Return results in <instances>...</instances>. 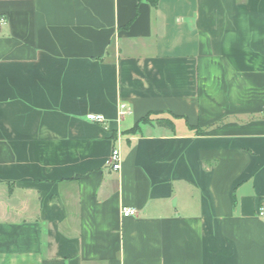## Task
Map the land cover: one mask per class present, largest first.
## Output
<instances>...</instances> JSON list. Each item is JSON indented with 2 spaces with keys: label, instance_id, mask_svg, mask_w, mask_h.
Wrapping results in <instances>:
<instances>
[{
  "label": "crops",
  "instance_id": "crops-1",
  "mask_svg": "<svg viewBox=\"0 0 264 264\" xmlns=\"http://www.w3.org/2000/svg\"><path fill=\"white\" fill-rule=\"evenodd\" d=\"M261 208L264 0H0V264H264Z\"/></svg>",
  "mask_w": 264,
  "mask_h": 264
},
{
  "label": "built area",
  "instance_id": "built-area-1",
  "mask_svg": "<svg viewBox=\"0 0 264 264\" xmlns=\"http://www.w3.org/2000/svg\"><path fill=\"white\" fill-rule=\"evenodd\" d=\"M130 110L127 109V105L125 103L121 104L120 106V114L124 115L126 113H129ZM87 119L92 122L96 123H104L106 121V118L103 114L98 113H90L87 115ZM109 164L112 166L113 169H119L120 168V161H119V150L113 149ZM121 213L123 217H130L137 214V210L134 207L124 205L121 208ZM264 210L263 208L260 209V214H263Z\"/></svg>",
  "mask_w": 264,
  "mask_h": 264
},
{
  "label": "trees",
  "instance_id": "trees-1",
  "mask_svg": "<svg viewBox=\"0 0 264 264\" xmlns=\"http://www.w3.org/2000/svg\"><path fill=\"white\" fill-rule=\"evenodd\" d=\"M141 125H156L160 127H165L170 130L175 129V124L172 117L163 116L158 112H150L140 118L134 127L131 129L133 132H137L141 129Z\"/></svg>",
  "mask_w": 264,
  "mask_h": 264
}]
</instances>
